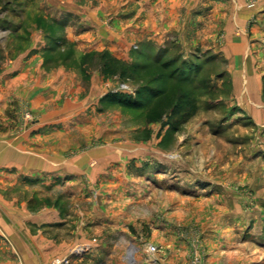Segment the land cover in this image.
<instances>
[{
    "label": "rangeland",
    "instance_id": "374dc122",
    "mask_svg": "<svg viewBox=\"0 0 264 264\" xmlns=\"http://www.w3.org/2000/svg\"><path fill=\"white\" fill-rule=\"evenodd\" d=\"M202 4L0 0V264H264V0Z\"/></svg>",
    "mask_w": 264,
    "mask_h": 264
},
{
    "label": "crops",
    "instance_id": "0c3cea01",
    "mask_svg": "<svg viewBox=\"0 0 264 264\" xmlns=\"http://www.w3.org/2000/svg\"><path fill=\"white\" fill-rule=\"evenodd\" d=\"M147 1L149 3L148 9H150V11L153 10L156 13L154 17L148 18L147 21L148 26H157V22L155 21L157 20L163 21L164 27L166 29L165 31H167L169 28L171 29V27L180 26V22H181V27H184L186 23L182 22V20L184 21L192 20L194 22H197L201 20V17H204L202 11L204 10L203 8L205 6L203 4L201 5L202 0H147ZM212 2H214V0H212ZM208 7H210V5ZM231 9L232 7L230 8V10ZM233 9H236L235 5L233 6ZM218 10L219 8L216 5L210 7L208 17H211L212 19H216V16H218V12H219ZM211 36H212L211 34L207 35V37H211ZM204 37L205 40H207L206 36ZM251 77L256 78V75H253Z\"/></svg>",
    "mask_w": 264,
    "mask_h": 264
},
{
    "label": "trees",
    "instance_id": "16d2710c",
    "mask_svg": "<svg viewBox=\"0 0 264 264\" xmlns=\"http://www.w3.org/2000/svg\"><path fill=\"white\" fill-rule=\"evenodd\" d=\"M110 101L115 102V103H120L124 106H130V107H134L135 104H133L132 102L128 101V100H123V99H119L116 96L110 98Z\"/></svg>",
    "mask_w": 264,
    "mask_h": 264
},
{
    "label": "built area",
    "instance_id": "2783aa9c",
    "mask_svg": "<svg viewBox=\"0 0 264 264\" xmlns=\"http://www.w3.org/2000/svg\"><path fill=\"white\" fill-rule=\"evenodd\" d=\"M156 248L152 245L151 247H149V251H154Z\"/></svg>",
    "mask_w": 264,
    "mask_h": 264
},
{
    "label": "bare ground",
    "instance_id": "6f19581e",
    "mask_svg": "<svg viewBox=\"0 0 264 264\" xmlns=\"http://www.w3.org/2000/svg\"><path fill=\"white\" fill-rule=\"evenodd\" d=\"M130 255H131V251H130V253H129Z\"/></svg>",
    "mask_w": 264,
    "mask_h": 264
}]
</instances>
